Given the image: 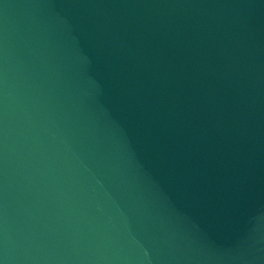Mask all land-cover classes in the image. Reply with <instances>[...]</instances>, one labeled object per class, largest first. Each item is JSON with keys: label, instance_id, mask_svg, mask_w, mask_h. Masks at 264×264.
Wrapping results in <instances>:
<instances>
[{"label": "water", "instance_id": "1", "mask_svg": "<svg viewBox=\"0 0 264 264\" xmlns=\"http://www.w3.org/2000/svg\"><path fill=\"white\" fill-rule=\"evenodd\" d=\"M0 264H264V0H0Z\"/></svg>", "mask_w": 264, "mask_h": 264}]
</instances>
